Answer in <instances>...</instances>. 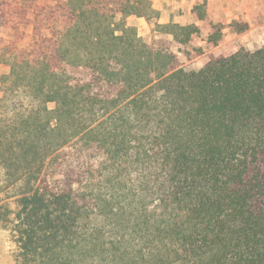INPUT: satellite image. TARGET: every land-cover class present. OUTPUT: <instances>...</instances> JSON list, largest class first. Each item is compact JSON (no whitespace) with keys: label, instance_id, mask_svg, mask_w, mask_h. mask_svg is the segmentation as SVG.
Listing matches in <instances>:
<instances>
[{"label":"trees","instance_id":"trees-1","mask_svg":"<svg viewBox=\"0 0 264 264\" xmlns=\"http://www.w3.org/2000/svg\"><path fill=\"white\" fill-rule=\"evenodd\" d=\"M58 2L0 96L26 148V178L5 160L18 256L264 264V47L228 42L204 4L145 40L128 18L148 1Z\"/></svg>","mask_w":264,"mask_h":264},{"label":"rangeland","instance_id":"rangeland-1","mask_svg":"<svg viewBox=\"0 0 264 264\" xmlns=\"http://www.w3.org/2000/svg\"><path fill=\"white\" fill-rule=\"evenodd\" d=\"M145 1L149 2L147 6L138 5V11L142 15L130 16L128 18L129 24L135 26L145 40H151L155 36L167 37L163 26L172 21H161L163 10L159 9L158 2L154 0ZM62 6L58 0H0V96H2L3 88L9 80L11 62L20 54L21 50L28 48L33 41L34 26L40 24L45 28L43 31L48 33L47 27L44 26L51 27V9L60 10ZM189 8L186 7L187 12H182L181 6L178 7L173 4V7H169V11L183 14L187 23H199L198 18L196 20L191 18ZM202 11L213 20L226 24L224 33L228 42L237 45L242 44L250 50L264 47V28H262L264 17L261 14L251 13L248 17L234 19L249 24V29L237 33L232 27L228 28L233 20L229 23L226 18L214 17V8L208 3L203 5ZM193 13L197 17V11ZM204 61L205 58L199 59L192 66L199 69ZM9 125L10 115L5 114L0 106V264H39L38 256L30 255L28 258H24L23 255L18 256L19 252H22L16 241L18 238L16 212L19 207L17 196H10L12 184H5L4 179L7 173L6 156L11 154L9 147H15L12 153L18 158L17 164L23 178H26L28 169L25 160L26 154H24L26 148L20 146L18 140L17 142L14 141L13 145L5 143V138L9 134Z\"/></svg>","mask_w":264,"mask_h":264},{"label":"crops","instance_id":"crops-1","mask_svg":"<svg viewBox=\"0 0 264 264\" xmlns=\"http://www.w3.org/2000/svg\"><path fill=\"white\" fill-rule=\"evenodd\" d=\"M159 3V9L163 10L161 21L163 22H179L182 24L187 23L183 14L173 13L169 11V7L176 4L181 6L182 12L189 8V14L193 20L197 17L193 13V8L199 4L208 3L214 8V17L219 16L221 19L226 18L230 23L234 19L248 17L251 13L262 15L264 17V0H154ZM228 28H231L228 26ZM264 28V25L263 27Z\"/></svg>","mask_w":264,"mask_h":264}]
</instances>
